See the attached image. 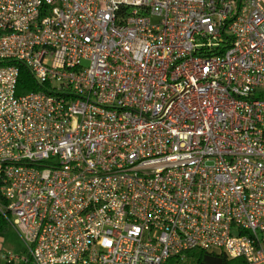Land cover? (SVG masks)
<instances>
[{
    "label": "built area",
    "instance_id": "obj_1",
    "mask_svg": "<svg viewBox=\"0 0 264 264\" xmlns=\"http://www.w3.org/2000/svg\"><path fill=\"white\" fill-rule=\"evenodd\" d=\"M0 209L6 261L264 264V0H0Z\"/></svg>",
    "mask_w": 264,
    "mask_h": 264
},
{
    "label": "trees",
    "instance_id": "obj_2",
    "mask_svg": "<svg viewBox=\"0 0 264 264\" xmlns=\"http://www.w3.org/2000/svg\"><path fill=\"white\" fill-rule=\"evenodd\" d=\"M38 88V84L34 80L30 70L24 66H20L18 83L16 92L18 94ZM9 227L8 215L0 209V232L5 231ZM5 264H17L15 261L7 260ZM19 264H33L30 260ZM166 264H246L243 257H228L223 252L210 251L201 247H194L186 251V254L171 255Z\"/></svg>",
    "mask_w": 264,
    "mask_h": 264
},
{
    "label": "rangeland",
    "instance_id": "obj_3",
    "mask_svg": "<svg viewBox=\"0 0 264 264\" xmlns=\"http://www.w3.org/2000/svg\"><path fill=\"white\" fill-rule=\"evenodd\" d=\"M0 245L4 250H12L14 254L17 255H26V244L22 240L18 231L12 226L9 225L8 229L3 232H0ZM6 259H4L0 254V264H5ZM15 263L19 264V260H15Z\"/></svg>",
    "mask_w": 264,
    "mask_h": 264
},
{
    "label": "crops",
    "instance_id": "obj_4",
    "mask_svg": "<svg viewBox=\"0 0 264 264\" xmlns=\"http://www.w3.org/2000/svg\"><path fill=\"white\" fill-rule=\"evenodd\" d=\"M2 251H3V249H2V247L0 245V254H1V256H2Z\"/></svg>",
    "mask_w": 264,
    "mask_h": 264
}]
</instances>
